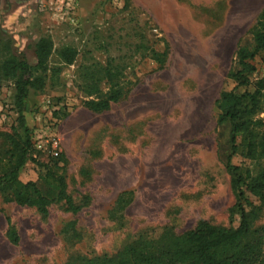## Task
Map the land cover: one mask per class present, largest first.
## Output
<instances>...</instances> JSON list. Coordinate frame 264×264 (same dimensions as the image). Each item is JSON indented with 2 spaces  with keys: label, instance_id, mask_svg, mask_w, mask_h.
<instances>
[{
  "label": "rangeland",
  "instance_id": "1",
  "mask_svg": "<svg viewBox=\"0 0 264 264\" xmlns=\"http://www.w3.org/2000/svg\"><path fill=\"white\" fill-rule=\"evenodd\" d=\"M263 9L264 0H0V41L12 42L32 64L42 36H51L55 49L78 50L75 64L64 65L44 90L32 93L25 116L35 141L59 139L60 161L53 169L64 176L74 201L90 196L77 214L58 202L43 217L36 207L2 195L0 264H67L76 256L113 255L168 231L182 234L201 221L238 225L240 214L231 220L235 194L226 165L230 126L218 125L217 101L235 87L229 74L238 68L237 50L252 46ZM133 28H141L155 50L167 52L165 63L139 58L127 74L125 96L105 112L90 111L76 86L79 64H105L102 43ZM253 63L256 81L264 77V52ZM0 111L7 117L0 126L1 175L11 162L5 134L18 126L10 80L0 82ZM259 116L264 119V111ZM238 143L232 164L254 168L244 157L243 137ZM33 158L56 157L36 151ZM20 172L23 183L41 182L33 160ZM126 191L130 195L120 198ZM248 197L257 200L250 192ZM10 224L18 244L7 237Z\"/></svg>",
  "mask_w": 264,
  "mask_h": 264
},
{
  "label": "trees",
  "instance_id": "2",
  "mask_svg": "<svg viewBox=\"0 0 264 264\" xmlns=\"http://www.w3.org/2000/svg\"><path fill=\"white\" fill-rule=\"evenodd\" d=\"M258 17L252 30V46L238 48V68L229 74L235 87L221 93L217 101L218 125L230 126L226 165L233 175L231 185L235 194L231 220L234 222L235 215L240 214L238 225L226 227L201 221L182 234L168 231L158 238L136 241L113 255L76 256L67 264H264V222H260L264 220V119L259 116L264 111V77L253 79L258 73L253 60L264 52V9ZM108 40L100 46L107 53L105 64L82 63L76 70V86L86 96L83 104L95 113L109 110L125 96L129 89L127 74L139 58H152L161 66L167 59V52L155 50L141 28H133L130 34L119 38L110 36ZM35 56L36 63L32 64L25 53L14 52L12 42L0 41V82H13L18 113V126L13 133L5 134L11 147V162L0 175V197L5 195L6 200L21 206H34L43 217L58 202H64L67 211L77 214L87 207L90 196L76 202L68 193L64 176L53 169L59 164L60 154L50 162L33 158L34 152L40 150L27 126L25 113L32 93L44 90L48 79L60 74L64 65L75 64L78 50L73 46L55 49L52 37L42 36L35 44ZM248 86L254 90L238 93L239 88ZM240 137L244 157L254 168L231 162L239 151ZM29 160L40 167L41 182H21L20 171ZM248 192L256 197V202L248 197ZM121 195L124 199L130 192ZM9 226L7 237L18 244V232Z\"/></svg>",
  "mask_w": 264,
  "mask_h": 264
},
{
  "label": "built area",
  "instance_id": "3",
  "mask_svg": "<svg viewBox=\"0 0 264 264\" xmlns=\"http://www.w3.org/2000/svg\"><path fill=\"white\" fill-rule=\"evenodd\" d=\"M6 115L0 111V126L5 124L6 122ZM44 140L37 139L35 141L36 147L38 150L42 152L49 151L54 156H58L60 154V141L57 136H50L49 140L43 142Z\"/></svg>",
  "mask_w": 264,
  "mask_h": 264
}]
</instances>
